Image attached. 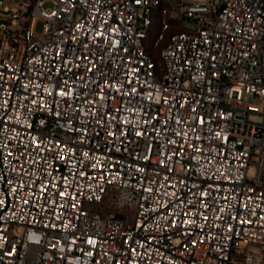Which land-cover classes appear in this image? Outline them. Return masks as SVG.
<instances>
[{"label":"built area","instance_id":"built-area-1","mask_svg":"<svg viewBox=\"0 0 264 264\" xmlns=\"http://www.w3.org/2000/svg\"><path fill=\"white\" fill-rule=\"evenodd\" d=\"M0 264H264V0H0Z\"/></svg>","mask_w":264,"mask_h":264},{"label":"rangeland","instance_id":"rangeland-1","mask_svg":"<svg viewBox=\"0 0 264 264\" xmlns=\"http://www.w3.org/2000/svg\"><path fill=\"white\" fill-rule=\"evenodd\" d=\"M40 30H41V24H38L37 27H36V32H40ZM155 30H156V26L153 25L152 26V32H155ZM152 52H153L154 55L157 54V53H155V51H152Z\"/></svg>","mask_w":264,"mask_h":264},{"label":"snow or ice","instance_id":"snow-or-ice-1","mask_svg":"<svg viewBox=\"0 0 264 264\" xmlns=\"http://www.w3.org/2000/svg\"><path fill=\"white\" fill-rule=\"evenodd\" d=\"M140 2V0H137V3H139ZM140 133L138 132L137 133V135H139ZM89 243H92V241L91 240H89Z\"/></svg>","mask_w":264,"mask_h":264},{"label":"trees","instance_id":"trees-1","mask_svg":"<svg viewBox=\"0 0 264 264\" xmlns=\"http://www.w3.org/2000/svg\"><path fill=\"white\" fill-rule=\"evenodd\" d=\"M153 25H155V21H153Z\"/></svg>","mask_w":264,"mask_h":264}]
</instances>
